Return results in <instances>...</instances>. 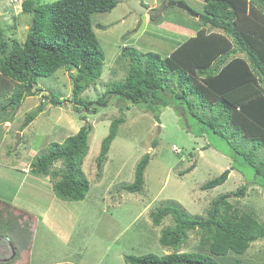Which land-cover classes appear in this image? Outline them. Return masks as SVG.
Listing matches in <instances>:
<instances>
[{
	"label": "rangeland",
	"instance_id": "1",
	"mask_svg": "<svg viewBox=\"0 0 264 264\" xmlns=\"http://www.w3.org/2000/svg\"><path fill=\"white\" fill-rule=\"evenodd\" d=\"M21 2L0 0V26L6 29V35L19 41H23L29 23V15L21 14ZM140 2L154 11L168 2H179L197 15L204 5L203 0ZM13 17L17 19L14 21ZM150 17L135 14L124 2H117L110 12L91 16L104 59L100 78L86 87L81 98L95 103L114 82L124 78L128 59L119 56L125 46L164 58L202 28L196 23L197 18L175 6H166L156 18ZM74 73L75 70L59 69L52 75L38 77L31 96L0 113V228L3 229L4 217L12 229L2 230L1 234L12 237L16 245L19 238L23 239L29 264H127L124 257L129 255L194 253L199 231L189 232L177 250L165 248L159 237L163 229L174 226L173 218L166 216L159 226H153L150 213L176 205L188 216L203 218L211 204L223 195L233 207L252 211L264 223V185L254 184L251 169L233 161L229 151L232 148L226 143L215 138L210 141L205 133L203 138L196 135V129L201 128L196 119L188 114L182 118L172 106L134 105L115 97L104 107L95 103L89 111L78 105L73 108ZM51 95L60 100L59 105L51 104ZM0 102L4 105L8 100ZM28 114L33 115V120L19 132ZM116 118H123V123L98 170L101 142ZM5 119L9 123H2ZM83 125L91 126L81 165L88 192L81 201L61 200L52 188L58 177L29 174L30 163L35 156L46 153L52 143H63ZM147 154L143 189L134 194L124 192L122 186L133 182L135 167ZM61 166L57 162L52 168ZM224 171H228L224 183L201 189ZM242 186L246 187L245 196L234 197ZM1 237L0 247L5 248ZM231 256L237 257L240 264H264V239L252 243L243 255L228 258ZM216 262L230 264L223 258Z\"/></svg>",
	"mask_w": 264,
	"mask_h": 264
},
{
	"label": "trees",
	"instance_id": "2",
	"mask_svg": "<svg viewBox=\"0 0 264 264\" xmlns=\"http://www.w3.org/2000/svg\"><path fill=\"white\" fill-rule=\"evenodd\" d=\"M203 1V11L196 20L202 28L177 45L167 57L153 52L143 54L125 46L119 57L128 59L126 75L120 82H114L95 103L104 107L115 97L134 105L172 106L182 118L188 114L196 119L197 126H201L196 129V135L203 138L206 134L210 141L219 139L232 148L228 150L233 161L250 168L254 184L263 187L264 0ZM116 4L115 0L52 3L22 0L21 14L29 15L23 41L6 35V29L0 26V101L8 100L4 105L0 102V113L31 96L38 77L52 75L59 69L75 70L71 76L73 108L78 105L85 111L91 110L94 101L80 95L100 78L104 59L91 16L110 12ZM50 99L51 104L59 105L60 100L53 95ZM32 120L33 115L28 114L19 132ZM2 123H9L8 119ZM121 123L123 118L113 119L101 142L96 161L98 170L106 161ZM90 131V125L81 126L76 134L61 144L52 143L46 153L35 156L30 163L29 174L58 177L52 188L61 200L81 201L88 192L81 165L88 150ZM148 161L147 154L137 163L133 182L122 186L124 192H141ZM57 162L61 163V168L53 169ZM227 174L228 171H224L201 189L221 185ZM245 192L246 187L242 186L233 196L241 198ZM166 216L173 218L174 226L161 231L160 245L177 250L185 243L189 232L199 231L196 251H174L164 256L129 255L124 257L125 263L218 264L216 259L223 258L227 263L240 264L237 257L228 256L243 255L252 243L264 239V223H260L252 211L233 207L225 195L211 204L203 218L188 216L176 205L158 208L150 213L152 225L159 226Z\"/></svg>",
	"mask_w": 264,
	"mask_h": 264
},
{
	"label": "crops",
	"instance_id": "3",
	"mask_svg": "<svg viewBox=\"0 0 264 264\" xmlns=\"http://www.w3.org/2000/svg\"><path fill=\"white\" fill-rule=\"evenodd\" d=\"M23 216L18 217V218H21L20 220H22ZM1 219L3 220L4 226H3V229L0 228V237L2 236L1 242L5 244L4 246L5 248H2V246L0 247V264H9V262L10 264L11 262H17L18 264H29V261L27 260V255H26V248H25L26 246L24 247V244L22 241L23 239L19 238L17 240L18 245H16L12 237H10L9 235L3 236V234H1L3 232L2 230L6 231V229L7 230H12V229L9 223L7 222V219H5L4 217H2Z\"/></svg>",
	"mask_w": 264,
	"mask_h": 264
},
{
	"label": "water",
	"instance_id": "4",
	"mask_svg": "<svg viewBox=\"0 0 264 264\" xmlns=\"http://www.w3.org/2000/svg\"><path fill=\"white\" fill-rule=\"evenodd\" d=\"M115 1L116 2H124L133 12H135V14H138V15L139 14H149L152 18H156L157 15H158V13H160V11H153V12H151L149 10V8H147L146 6L142 5L139 0H115ZM166 6H175V7H178L180 9H182V10L187 11L191 17L198 18V15L195 14V13H193V12H191L188 9V7L185 4H183V3H179V2H176V3L168 2L165 5V7ZM17 139H18L17 141L19 143V140H20V135L19 134H17Z\"/></svg>",
	"mask_w": 264,
	"mask_h": 264
},
{
	"label": "flooded vegetation",
	"instance_id": "5",
	"mask_svg": "<svg viewBox=\"0 0 264 264\" xmlns=\"http://www.w3.org/2000/svg\"><path fill=\"white\" fill-rule=\"evenodd\" d=\"M140 1V0H139ZM141 3V2H140ZM142 4V3H141ZM166 5V4H165ZM165 5H162L161 6V8L159 9V10H155V11H162V9H164L165 8ZM148 8V7H147ZM151 12H153L154 10H151V9H149ZM149 15V14H148ZM150 16V15H149ZM151 18V17H150Z\"/></svg>",
	"mask_w": 264,
	"mask_h": 264
}]
</instances>
